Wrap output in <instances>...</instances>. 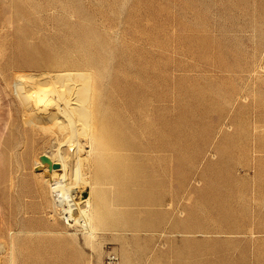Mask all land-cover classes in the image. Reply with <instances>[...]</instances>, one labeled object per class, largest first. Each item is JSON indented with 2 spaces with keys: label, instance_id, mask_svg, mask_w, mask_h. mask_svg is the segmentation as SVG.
Segmentation results:
<instances>
[{
  "label": "rangeland",
  "instance_id": "obj_1",
  "mask_svg": "<svg viewBox=\"0 0 264 264\" xmlns=\"http://www.w3.org/2000/svg\"><path fill=\"white\" fill-rule=\"evenodd\" d=\"M66 72L90 90L91 129L76 120L63 149L68 182L105 226L93 234L53 210L55 169L39 159L62 135L33 104L62 93ZM41 73L56 77L25 81L23 103L17 75ZM253 142H264V0H0V264H119L116 246L156 237L138 229L151 198L172 203L191 175L257 172ZM50 224L67 235L36 232Z\"/></svg>",
  "mask_w": 264,
  "mask_h": 264
},
{
  "label": "crops",
  "instance_id": "obj_2",
  "mask_svg": "<svg viewBox=\"0 0 264 264\" xmlns=\"http://www.w3.org/2000/svg\"><path fill=\"white\" fill-rule=\"evenodd\" d=\"M249 146V165L257 172L191 175L174 187L172 203L160 194L151 198L157 203L152 220L138 229L156 237L116 246L119 264H264V142ZM95 218V230L104 228ZM57 229L50 224L36 232L67 235Z\"/></svg>",
  "mask_w": 264,
  "mask_h": 264
},
{
  "label": "bare ground",
  "instance_id": "obj_3",
  "mask_svg": "<svg viewBox=\"0 0 264 264\" xmlns=\"http://www.w3.org/2000/svg\"><path fill=\"white\" fill-rule=\"evenodd\" d=\"M84 75L85 73L82 74V72H66L63 74H58L57 76L66 83L63 84L61 88L62 93H60L61 90L59 92L58 88L51 87L48 88L49 90L45 88V91H47L48 95H45L46 97L42 100V105L40 106L41 108L39 106H36L37 103L33 104V109H35L34 111H37L34 112L36 114H33V117L34 120L38 119L41 123H43L48 130H51L50 123L53 120L55 122L58 134L62 135V138L57 140L58 148L56 152L50 158L53 163L57 162L60 166L59 168L54 170L55 174L52 177V181L54 182L52 186L53 210L65 221L67 225L72 222L74 224L77 223L81 226L82 230L86 231L85 233L93 234V232L95 231V224L93 222V206L95 204L93 205V202L90 198H82V196L80 195L81 190H79L80 187L77 189V187H74L75 184L68 182L69 170H66V165H70V162L68 163V160L65 158V152L63 149L64 146L69 149H71V147L72 149L75 148L73 142L75 141L77 143V140L74 138L75 135L72 133V126L76 120L80 121V124L82 126L80 132L83 131L84 135H87L88 130L91 129L90 127L94 120V114L90 108L89 85L87 80L84 79V77L86 76ZM54 76V74L49 75L48 73H41L39 75H17L16 93L18 97L23 103H27V101L31 100L28 97H31L32 95L28 96V93L26 91V86L28 84H26L25 81L32 83L38 80H50ZM79 81L80 84H77ZM38 90L39 89L35 90V92L40 91ZM31 91H33V89H31ZM65 95L68 96V100L66 99L67 101L64 100ZM30 103L32 102L30 101ZM91 136L92 131L91 133H89V138H91ZM44 166L47 165L45 164ZM54 211L53 213H55Z\"/></svg>",
  "mask_w": 264,
  "mask_h": 264
},
{
  "label": "water",
  "instance_id": "obj_4",
  "mask_svg": "<svg viewBox=\"0 0 264 264\" xmlns=\"http://www.w3.org/2000/svg\"><path fill=\"white\" fill-rule=\"evenodd\" d=\"M39 159L43 164H46L49 169L59 168V164L53 163L47 155H40Z\"/></svg>",
  "mask_w": 264,
  "mask_h": 264
},
{
  "label": "built area",
  "instance_id": "obj_5",
  "mask_svg": "<svg viewBox=\"0 0 264 264\" xmlns=\"http://www.w3.org/2000/svg\"><path fill=\"white\" fill-rule=\"evenodd\" d=\"M111 259H114V256L111 255Z\"/></svg>",
  "mask_w": 264,
  "mask_h": 264
}]
</instances>
